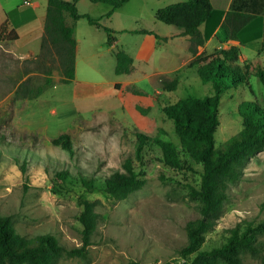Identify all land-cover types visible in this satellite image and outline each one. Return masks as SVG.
Returning <instances> with one entry per match:
<instances>
[{
	"label": "rangeland",
	"instance_id": "obj_1",
	"mask_svg": "<svg viewBox=\"0 0 264 264\" xmlns=\"http://www.w3.org/2000/svg\"><path fill=\"white\" fill-rule=\"evenodd\" d=\"M164 1L176 4L177 0ZM19 2L23 0L16 3ZM137 2H129L124 11L136 12ZM145 19H128L124 25L136 30L148 25ZM128 32L121 38L123 45L131 47L125 49L132 51L134 43L143 37L134 35L141 33ZM107 48L108 45L104 49ZM117 51L124 50L121 47ZM243 52L250 62L261 54L264 67L261 41L247 45ZM163 53L168 56L164 62ZM156 57V63H138L133 74L117 76L115 61L108 53L93 70L80 65L77 81L64 84L63 80L57 81L63 75L60 57L54 51L21 58L0 37V213L12 219L20 236L33 239L51 234L64 245L76 248L83 245V225L79 221L82 201L96 205L98 225L88 256L63 257L59 264H165L180 259L182 249L190 243L188 226L201 218L200 202L192 195V189L200 185L202 168L182 151L183 165L171 168L164 164L161 149L150 144L144 146L140 160L137 134L156 137L163 130L166 135L161 138L180 147L164 107L189 95L211 96L213 91L211 85L201 83L194 70L185 69L181 75L185 76V83L181 79L175 92H165L162 83L155 84L145 73L156 72L155 67H175L181 55L176 52L175 43L167 45L162 40L157 45ZM47 69L56 80L45 87L40 97L18 96L20 87L33 94L44 85ZM96 71L101 75L97 76ZM114 81L120 83L111 95L88 98L77 94L80 88L92 90L99 82ZM249 101L264 109V87L253 73L244 86L222 97L217 147L241 130L239 107ZM63 134L71 136L73 157L53 144ZM128 159L146 180L144 188L128 199L116 201L104 192H86L82 187V177L103 180L122 171ZM64 170L70 172L68 182H55V174ZM262 221L264 150L247 161L241 180L230 186L222 215L205 234L202 249L221 246L233 229L245 227L247 222ZM261 241L260 257L244 254V264H264V237Z\"/></svg>",
	"mask_w": 264,
	"mask_h": 264
},
{
	"label": "trees",
	"instance_id": "obj_2",
	"mask_svg": "<svg viewBox=\"0 0 264 264\" xmlns=\"http://www.w3.org/2000/svg\"><path fill=\"white\" fill-rule=\"evenodd\" d=\"M89 1L109 5L111 10L105 16L109 19L115 10L130 0ZM77 3L78 0H48L44 24L42 52L44 54L45 51H54L60 57L64 84H71L76 77L77 42L74 38V29L66 24L67 13L75 21L86 19L89 24L103 28L108 36V45H112L116 40L112 35L113 31L103 26L100 20L88 14H80ZM223 17L222 28L227 38L232 40L238 39L239 33L257 18L256 15L234 10L226 14L215 11L211 0H186L162 8L156 13L157 21L175 26L183 31V35L191 37L190 50L194 55L197 53L196 48L209 39ZM210 22L213 23V28L202 34L200 27ZM5 30L3 26L1 36ZM133 32L155 35L146 30ZM11 39L16 38L11 37ZM262 49L264 51V42ZM114 54L117 60L115 73L131 74L134 70L133 59L124 51H115ZM241 55L240 48L233 46L211 55L197 56L189 64V68L194 69L201 83L211 85L213 93L204 98L189 95L164 107L163 112L174 125V133L180 147L174 142L164 141L161 138L163 134L166 135L163 130L156 137L137 134V157L140 160L144 146L150 144L161 149L164 164L171 168H181L182 152L202 168L200 185L192 189V195L200 202L201 218L188 226L190 243L182 249L180 259L165 264H244L242 259L244 254L253 257L261 255L264 221L247 222L245 227L233 229L221 246L209 250L202 249L205 234L214 227L222 215L230 186L241 180L247 161L264 150V109L251 101L239 107L242 118L241 130L223 146L216 145V134L221 124L220 108L223 95L244 86L251 73L264 87V67L261 65V60L258 58L254 62L240 66L238 63ZM45 73L44 85L39 86L33 94L20 87L18 96L29 99L40 97L45 87L51 85L53 80L50 69ZM178 85L179 80L175 78L163 82L162 89L165 92H175ZM135 93L146 95L143 91H135ZM53 144L62 147L71 157L75 155L69 134L54 139ZM69 178L70 172L67 170L55 174V182L59 184L68 182ZM81 184L86 192H104L116 201H124L133 193L142 190L146 180L133 161L128 159L122 171H116L103 180L82 177ZM82 204L83 210L79 221L83 225V245L76 248L64 245L51 234L39 235L33 239L20 236L14 230L12 219L0 213V264H59V260L63 257L86 259L88 247L92 244V236L97 229L98 214L94 203L83 200Z\"/></svg>",
	"mask_w": 264,
	"mask_h": 264
},
{
	"label": "crops",
	"instance_id": "obj_3",
	"mask_svg": "<svg viewBox=\"0 0 264 264\" xmlns=\"http://www.w3.org/2000/svg\"><path fill=\"white\" fill-rule=\"evenodd\" d=\"M72 1V0H66ZM130 0L129 2H131ZM157 1V2H155ZM186 0H177L174 3L184 2ZM14 0H0V36L3 26L5 32L2 33V39L9 45L10 51H14L21 58H31L32 56L39 55L42 51V42L44 38V24L48 6V0H23V2L16 3ZM27 2V3H26ZM114 11L111 18L106 19L105 16L110 12L111 7L102 3H92L89 0H78L77 7L80 14H88L94 19L101 21V24L113 31V37L116 38L112 45H108V36L103 28H99L89 24L86 19H80L75 21L70 14L65 15L66 24L74 29V38L77 42L76 52V77H78L79 66H85L90 70L96 68L101 61L102 57H106L108 53L111 59L115 61V69L117 66L116 57L113 53L119 48H123L124 52L133 59L134 70H138L137 64L150 65L153 62H157L158 57L157 45L162 40L167 42V45L175 43L176 52L180 53V62L172 68L155 67V71L152 74L145 73V77L149 78L155 84H160L165 81H172L178 78L179 84L185 83V76H181L183 70H194L189 68V64L200 55H211L218 51L229 49L231 47H238L241 50V58L239 63H249V59L245 56L243 48L247 45L260 42L263 45L264 42V0H211L212 6L215 11L222 12L224 14L232 12L250 13L256 15L257 18L253 20L249 26L243 29L239 33V38L236 40L228 39L225 30L222 28L221 23L216 25L212 35L201 46H198L196 55L191 53V37L183 35V31L175 26L163 24L156 20V13L158 10L165 8L169 4L164 0H138L139 8L136 12L128 14L124 11L125 5ZM161 3L162 5H158ZM153 6V7H152ZM146 18L145 22L148 25H141L139 29H128L124 25V21L128 19H136L142 21ZM169 26L173 28H169ZM165 27V28H164ZM213 28V23L204 24L200 27V31L204 34ZM146 30L151 34H134L139 37L136 43L133 45V50L125 49L131 48L128 45H123L122 38L129 32L125 31H142ZM11 37L16 39H11ZM106 45H108L107 50ZM178 55V54H177ZM161 56L162 62L168 60V56ZM166 58V59H165ZM261 60V54L255 59ZM254 62V61H253ZM142 68V67H141ZM141 70H144L143 68ZM97 76L101 75L99 71H96ZM131 74H121L117 76H128ZM52 79L55 77L52 76ZM64 77H60L59 80H63ZM120 81H114L109 84L99 82L97 88L88 89L80 88L77 90V94H82L80 97H102L111 95L113 89H117Z\"/></svg>",
	"mask_w": 264,
	"mask_h": 264
},
{
	"label": "built area",
	"instance_id": "obj_4",
	"mask_svg": "<svg viewBox=\"0 0 264 264\" xmlns=\"http://www.w3.org/2000/svg\"><path fill=\"white\" fill-rule=\"evenodd\" d=\"M27 3V2H26Z\"/></svg>",
	"mask_w": 264,
	"mask_h": 264
}]
</instances>
